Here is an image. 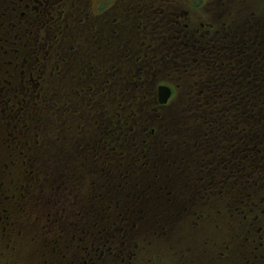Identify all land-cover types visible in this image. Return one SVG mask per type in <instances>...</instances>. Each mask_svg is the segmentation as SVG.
Returning <instances> with one entry per match:
<instances>
[{
  "label": "trees",
  "instance_id": "trees-1",
  "mask_svg": "<svg viewBox=\"0 0 264 264\" xmlns=\"http://www.w3.org/2000/svg\"><path fill=\"white\" fill-rule=\"evenodd\" d=\"M37 2L26 11L25 38H11L8 27H0V67L27 68L22 83L11 76L3 88L4 103L21 98L8 124L33 129L28 135L3 130L8 119L0 112L1 212L16 224L15 217L28 214L29 195L43 212L64 209L58 215L67 221L64 197L50 204L45 192L24 190L41 177L33 158L37 142L47 158L50 189L90 180L75 204L73 229L75 247L89 264L134 257L136 235L151 231L140 221L152 191L174 199L191 195L190 207L198 199L236 194L239 208L248 199L252 218L264 215V4H248L249 17L239 21L230 11L212 21L202 12L186 26L176 18L178 7L160 4L123 1L93 15L90 0ZM161 82L176 87L166 105L157 100ZM55 125L57 165L48 134ZM168 218L152 215L156 234L168 230ZM51 224L44 232L54 231ZM247 225L244 219L242 227ZM54 244L60 243L39 242L38 255L26 250V264H54ZM61 254L64 264H77Z\"/></svg>",
  "mask_w": 264,
  "mask_h": 264
},
{
  "label": "rangeland",
  "instance_id": "rangeland-1",
  "mask_svg": "<svg viewBox=\"0 0 264 264\" xmlns=\"http://www.w3.org/2000/svg\"><path fill=\"white\" fill-rule=\"evenodd\" d=\"M6 1H10V0H6ZM38 0H14L13 4L16 7V11H17V19H19L18 22V26H17V30H21L24 28V26L27 24L28 20V15L23 13L27 10L30 9V5H32L33 7L36 6L38 4L37 2ZM191 1V0H190ZM199 1V0H197ZM259 5H262V0H257ZM12 2V1H10ZM102 0H94V6L93 9L95 12L99 11L100 6H101ZM104 3V2H103ZM23 9V12H20V10ZM6 28L10 25L9 23H3ZM16 30L8 33L9 37L13 36L14 32ZM1 53V57L4 59V52H0ZM137 70V68L135 69ZM5 78H0V81H5ZM3 84H0V91L2 88ZM6 99V98H5ZM4 99V101H5ZM5 106V114H7V112L11 113L12 110H17L18 108L21 107V98L20 96L14 95V98L9 99L6 103H4ZM15 114V113H14ZM37 144V142H36ZM40 148V145H36V151L34 153V159L37 160V166L40 167V173H38V175H40V179H38V182L35 184H31L30 186L24 187L25 191H28L27 193H32V196H34L35 194L41 193V192H45L46 194H48V197H50L49 199H47L46 201H48L50 204L54 199H56L59 195L61 197H64L66 202L69 204V207L67 208V210L71 211V207H73L72 205V191L64 187H62L61 183L58 184V186L61 187V190L58 192V190L54 187L53 189L49 188V174H47L46 170V166H48V164L46 163L47 158L42 157L44 156L42 153L43 151ZM1 149H3L1 151V155L3 156L4 159H6L8 157V151L6 149H4V147L1 145ZM8 160L6 159V165L9 167V163H7ZM62 171H64L61 167V169L58 172V176H60V173H62ZM63 174V173H62ZM73 178H70L69 180L72 181ZM88 184V185H87ZM79 187H82V190H77L75 189L73 191V194L76 195V193L78 194H83L85 189L87 191V189L90 187L89 182H83L81 181V185H78ZM27 198V202H26V209L28 211V214L26 215H19L18 219L16 220V224L11 227V225L5 229V231H8V235L12 232L13 228H16L17 230L23 231L26 230V235H22L18 240H15V246L12 247H6L4 246L3 248L0 249V260H4L2 264H10L12 259H16L17 258V264H26L25 263V258H24V252L23 249H25V246L23 245L22 241L24 240H28V237L30 236H37L39 235L41 237V240L43 242H49L52 239V234H46L44 235L43 232H41L40 229V225L41 223H52L53 224V218L51 216L46 215L43 210L41 205H37V203L33 204L34 198L30 197L29 195L26 196ZM19 200H21V197H18ZM21 203V201H20ZM32 203V204H31ZM59 208L57 207V210ZM35 214L36 216H39V222L36 225V227H34V225H30L29 220L31 222V215ZM204 215V214H203ZM5 216H9L7 213L5 214ZM208 219H210V217L206 216ZM55 233L53 234V238H58V234H56L57 232V227H55ZM220 232L223 231L221 229H219ZM5 231H3L2 227H0V235L4 234ZM220 233V234H224ZM16 237V235L14 234L13 237ZM5 236H3L1 239H3ZM28 243V241H27ZM222 243H220L221 245ZM2 245V243L0 244V246ZM38 246V245H37ZM37 246H33L31 244H28V248L29 249H36L37 250ZM46 247L50 248L48 245H45ZM41 249V247L38 248V251ZM44 249V248H42ZM3 251L6 254V257H2V253ZM37 252V251H36ZM175 252L180 256V260L183 264H187L189 261H191L193 258L195 259V261L190 262V264H198V256L195 253H192L190 256H188L187 254H185L183 257L181 256L183 254V251L180 248H176ZM17 255V256H16ZM4 256V255H3ZM61 256V255H60ZM59 256V258H60ZM5 258V259H4Z\"/></svg>",
  "mask_w": 264,
  "mask_h": 264
},
{
  "label": "water",
  "instance_id": "water-1",
  "mask_svg": "<svg viewBox=\"0 0 264 264\" xmlns=\"http://www.w3.org/2000/svg\"><path fill=\"white\" fill-rule=\"evenodd\" d=\"M159 95H160L159 99L162 103L167 102L168 98L171 95L170 87L166 85L160 86Z\"/></svg>",
  "mask_w": 264,
  "mask_h": 264
},
{
  "label": "flooded vegetation",
  "instance_id": "flooded-vegetation-1",
  "mask_svg": "<svg viewBox=\"0 0 264 264\" xmlns=\"http://www.w3.org/2000/svg\"><path fill=\"white\" fill-rule=\"evenodd\" d=\"M157 1H160V0H157ZM186 13H188V11H186Z\"/></svg>",
  "mask_w": 264,
  "mask_h": 264
}]
</instances>
